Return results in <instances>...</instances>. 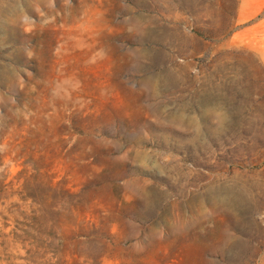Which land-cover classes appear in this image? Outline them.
Masks as SVG:
<instances>
[{"label":"rangeland","instance_id":"rangeland-1","mask_svg":"<svg viewBox=\"0 0 264 264\" xmlns=\"http://www.w3.org/2000/svg\"><path fill=\"white\" fill-rule=\"evenodd\" d=\"M0 264H264V0H0Z\"/></svg>","mask_w":264,"mask_h":264}]
</instances>
